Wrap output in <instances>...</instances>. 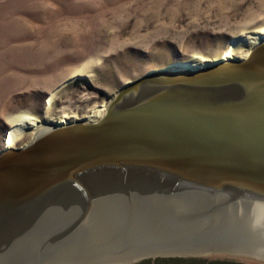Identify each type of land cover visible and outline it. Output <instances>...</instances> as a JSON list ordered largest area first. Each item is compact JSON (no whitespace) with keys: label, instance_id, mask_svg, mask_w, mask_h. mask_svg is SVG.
<instances>
[{"label":"water","instance_id":"water-1","mask_svg":"<svg viewBox=\"0 0 264 264\" xmlns=\"http://www.w3.org/2000/svg\"><path fill=\"white\" fill-rule=\"evenodd\" d=\"M194 66L150 69L103 115L0 149V264L264 260V40Z\"/></svg>","mask_w":264,"mask_h":264},{"label":"rangeland","instance_id":"rangeland-1","mask_svg":"<svg viewBox=\"0 0 264 264\" xmlns=\"http://www.w3.org/2000/svg\"><path fill=\"white\" fill-rule=\"evenodd\" d=\"M246 33L264 34V0H0V149L25 117L34 125L12 146L32 138L37 125L103 115L110 96L150 69L243 59L252 48L238 40ZM166 257L264 264L223 252L151 259Z\"/></svg>","mask_w":264,"mask_h":264},{"label":"bare ground","instance_id":"bare-ground-1","mask_svg":"<svg viewBox=\"0 0 264 264\" xmlns=\"http://www.w3.org/2000/svg\"><path fill=\"white\" fill-rule=\"evenodd\" d=\"M238 40L241 41V44H245V45H248V46L253 48L254 45L259 44V43H261L264 40V34H255V35H253V34L246 33L245 35H242L241 37H239ZM238 40L232 41L233 46L236 45L237 43L240 44V42ZM250 50H249V52H250ZM226 56H228L227 52H226V54L223 57L225 58ZM231 58L232 57H230V58L228 57V59L217 58V59H215L213 61L207 62V64H203V65L201 64L200 66L209 65L211 63L216 62L217 60L218 61L221 60V61L224 62V61H227V60H229ZM234 58H238V57H234ZM245 58H243V59H245ZM190 64L189 63L186 64L185 61H174V62L169 63L166 66L168 67L169 70L177 71V70H188V69L190 70V69H193L195 67L194 65H196V64H193V65L192 64L190 65ZM197 65H199V64L197 63ZM53 93L54 92H52V94L48 98V102L51 101V97H52ZM112 96H110V97H112ZM106 109H107V105H106L105 111H106ZM55 123L57 124L58 122H55ZM30 125L33 126L34 122L30 121L26 117L23 118V119L17 120L16 123L13 124L14 127L7 131V136H6L7 138H6V143H5L6 147H9V146L12 147V145L15 143V141L17 140L19 135L23 132V128H25L27 126L29 127ZM42 128L46 129L47 127L46 126L44 127V125H37L36 126V130H38V131H34V134L36 135L37 133L41 132L43 130ZM40 129H42V130H40Z\"/></svg>","mask_w":264,"mask_h":264},{"label":"trees","instance_id":"trees-1","mask_svg":"<svg viewBox=\"0 0 264 264\" xmlns=\"http://www.w3.org/2000/svg\"><path fill=\"white\" fill-rule=\"evenodd\" d=\"M179 261H184L181 258H154L144 259L134 264H181ZM193 261V260H192ZM203 263V262H202ZM203 264H214L212 261H205Z\"/></svg>","mask_w":264,"mask_h":264}]
</instances>
